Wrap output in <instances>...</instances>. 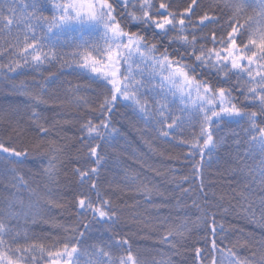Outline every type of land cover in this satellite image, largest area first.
Wrapping results in <instances>:
<instances>
[{
  "label": "trees",
  "instance_id": "obj_1",
  "mask_svg": "<svg viewBox=\"0 0 264 264\" xmlns=\"http://www.w3.org/2000/svg\"><path fill=\"white\" fill-rule=\"evenodd\" d=\"M39 2V9H34L32 6L37 0H0V66H4L0 68V142H11L18 150L28 149L30 153L21 165L0 160V222L6 226L3 250L14 259L23 257L22 264H51L48 252L62 248L63 242L73 234L67 230L75 228L82 215L75 206L82 189L73 169L87 162L80 129L86 119L96 121L98 115L75 102L77 86L83 88L91 83L76 65L61 67L54 62L11 72L5 70L12 60L19 59L15 53L28 32V24L21 18L33 12L50 18L55 14L53 4L66 0ZM172 2L174 8L178 6L182 10L189 0ZM224 3L225 0H198L194 21L203 12L220 18L219 23L197 30L199 43L211 47L212 31L219 36L229 30L227 21L232 12L223 7ZM246 3L254 4V0ZM258 13L259 9L251 6L241 15L240 24L245 25L242 31H247L245 42L252 29L261 27ZM248 17L252 19L247 20ZM7 18L13 20L11 25L6 24ZM32 24L36 26L35 21ZM36 31L38 36H43L38 26ZM148 36L151 39L150 33ZM158 41L159 38L153 42ZM42 42L49 43L47 38ZM174 48L184 52L178 44L168 47V51ZM57 51L63 54L72 49L61 46ZM71 59L70 55L63 56V60ZM205 77L217 86L229 87L236 81L233 77L228 85L217 84L216 77L207 73ZM151 83L158 85L159 80ZM79 95L93 101L91 106L95 108L94 91L83 90ZM148 99L151 101L152 97ZM239 100L243 101L244 97L240 96ZM168 103L178 115L179 98L169 97ZM34 111L39 117L33 115ZM112 119L117 133L103 144L107 163L98 184L105 197L119 209L120 219L114 225H96L85 234L78 249L83 253L80 264L90 261L94 264L98 259L104 264H118L127 253L126 247L118 243L121 240L128 241L138 264H196L194 248L207 249L211 238L204 219H198L203 211L215 216L216 242L223 254L231 249L240 258H247L250 264H260L264 258V178L259 171L262 155L248 143L247 122L231 123L221 129L218 147L211 154L206 153L197 175L193 164L200 156L195 155L194 161L189 148L181 146L178 140L159 136L153 127L145 125L123 106H118ZM257 123L264 127L260 120ZM39 124L48 129L47 135L39 131ZM36 145H40L38 150ZM53 147L59 151H53ZM56 156L62 163L57 165L56 176L50 179L42 169ZM77 157L79 165L75 163ZM184 177L188 178L187 182L183 181ZM145 186L151 190L148 197L141 191ZM90 194L94 198L95 194ZM170 229L181 233L173 241L174 248L161 241L162 234ZM99 248L108 255L97 257ZM215 255L217 264H221L222 253Z\"/></svg>",
  "mask_w": 264,
  "mask_h": 264
},
{
  "label": "snow or ice",
  "instance_id": "obj_2",
  "mask_svg": "<svg viewBox=\"0 0 264 264\" xmlns=\"http://www.w3.org/2000/svg\"><path fill=\"white\" fill-rule=\"evenodd\" d=\"M251 6L259 9L261 27L252 29L245 42L247 31H242L245 25L240 24V18L246 7ZM32 7L39 9V0ZM198 7V0H189L182 10L178 6L174 8L172 0H66L53 4L55 14L50 18L35 12L21 18L28 24V32L15 53L19 59L12 60L5 70L11 72L17 68L40 67L54 62L60 63L61 67L76 65L91 83L83 88L77 86L75 102L93 114L98 113L96 121L89 118L81 125V141L87 149V162L73 169L82 189L75 206L82 215L76 227L67 230L73 234L63 242L62 248L48 252L51 264H80L79 257L83 253L78 249L85 234L96 225L110 226L120 219L119 209L105 197L98 184L101 170L107 163L103 144L117 133L112 118L118 106L130 109L159 136L178 140L181 146L188 147L194 161L198 154L200 160L193 164L197 175L206 153L211 154L218 147L222 139L219 136L221 129L231 123L245 121L249 125L248 143L262 155L259 171L264 178V127L257 123L258 120L264 123V0H254V4H248L246 0H225L223 7L232 12L227 21L229 30L219 36L212 31L211 47L199 43L196 32L208 24L219 23L220 18L203 12L194 21L192 17ZM32 21L43 30V36L37 35ZM20 22L17 21L18 24ZM12 23L11 18L6 19V24ZM44 38L49 43H43ZM157 38L159 41L153 42ZM173 44L180 45L184 52L179 48L169 52L168 47ZM61 46L72 51L62 54L57 51ZM69 55L72 57L70 61L63 60V56ZM206 73L216 77L217 84L228 85L233 77L236 81L229 87L217 86L205 77ZM153 80H159V84L153 85ZM83 90L95 92V108L91 106L93 101L79 95ZM240 96L244 97L243 101L239 100ZM169 97H178L181 101L178 115L169 107ZM33 115L39 117L35 111ZM38 128L47 135L48 129L42 124ZM185 133H188L187 138ZM39 147L35 146L37 150ZM52 150L59 151L55 147ZM29 154L28 149L18 150L11 142H0V160L21 165ZM59 163H62L60 158L53 157L42 171L52 179L57 174ZM75 163L80 164L79 157ZM187 180V177L183 178L184 182ZM200 188L202 191V180ZM141 191L146 197L151 195L146 186ZM90 193L95 194L94 198ZM193 205L199 208L196 201ZM198 219H204L211 238L207 249L194 248L196 264H217V252L222 253L221 264H250L247 258H240L231 249L225 255L218 248L214 214L203 211V216ZM223 230V225H220V231ZM5 231V224L0 222V264H22L23 257L14 259L3 250ZM180 235L170 229L162 234L161 241L174 248L173 241ZM118 243L127 249L126 256L118 264H138L128 241ZM40 248L43 251V247ZM95 254L97 257L108 255L103 248L97 249ZM94 264H104V261L98 259ZM260 264H264V258Z\"/></svg>",
  "mask_w": 264,
  "mask_h": 264
}]
</instances>
